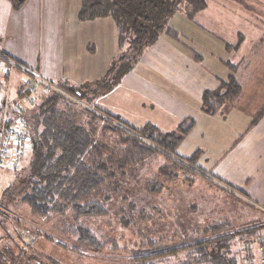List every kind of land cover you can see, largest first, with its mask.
<instances>
[{"label": "rangeland", "instance_id": "obj_1", "mask_svg": "<svg viewBox=\"0 0 264 264\" xmlns=\"http://www.w3.org/2000/svg\"><path fill=\"white\" fill-rule=\"evenodd\" d=\"M207 3L212 7L210 15L194 13L192 20H187L190 26L181 23L179 15L184 13L182 10L175 13L168 24L179 30L190 46L203 56V64L219 77L226 80L234 74L224 63L236 65L235 74L241 92L233 104L221 107L217 118L209 117L206 118L208 121L199 124L178 147L177 153L189 157L192 152L202 149L198 166L206 170L207 178H211L207 175L211 165L219 159L224 160V164L230 155V159L240 158L239 168L230 170L227 178L222 177L223 185L217 183L221 190L201 173L197 176L176 170L175 173H179L176 179L166 180L163 172L169 168L164 165L169 164L160 157L126 168L124 177L116 175L117 180L108 183L110 188L105 187L109 189L106 191L109 213L99 218H85L79 223L107 244L105 248L89 246L66 232L73 224L71 215L56 212L35 214L17 190L5 198L6 189L19 173L1 170L0 264H127L129 257L140 250L138 244L145 233L149 238L156 237V234L186 235V230L197 231L219 224L218 229L232 233L249 227L264 228V222H258L259 218L264 220V65L258 62V50L263 51L264 42L255 51L250 44L264 35V0H207ZM221 9H224L222 19L233 27L229 37L234 35L235 38H228L229 44L235 46L233 51H226L224 45L215 39L223 32L216 17L221 16L216 12ZM202 26L212 33L203 32ZM254 34L258 37L253 38ZM120 54L113 64L117 65ZM256 68L260 70L257 73ZM23 74L26 80L28 75ZM17 84L18 81L14 80L13 86ZM105 84L108 83L103 79L88 85L82 92L86 95L91 90L101 93ZM11 94L13 98L16 91L11 89ZM67 95L75 102L81 101ZM21 100L24 101L25 96ZM42 101L22 103L27 109L22 117L30 122ZM85 101L88 102L86 98ZM242 145H245L244 151ZM187 177L191 180H186ZM155 182L163 183V188L158 193H149L146 186ZM142 216L149 220H140ZM251 241L250 261L254 264L259 255V264H264V236L257 235ZM242 247L245 248L244 244ZM241 253L245 254V251ZM176 259L172 258L168 264H176ZM250 261L247 258L242 260L244 264H250Z\"/></svg>", "mask_w": 264, "mask_h": 264}, {"label": "trees", "instance_id": "obj_2", "mask_svg": "<svg viewBox=\"0 0 264 264\" xmlns=\"http://www.w3.org/2000/svg\"><path fill=\"white\" fill-rule=\"evenodd\" d=\"M8 1L15 10L21 9L26 2ZM206 7L207 0H81V20L110 17L119 29L121 55L118 67L114 64L104 78L108 84L103 91L110 90L129 73L161 36L181 41L179 34L168 24L175 13L182 10L191 18ZM193 58L199 60L202 56L193 52ZM228 65L234 74L221 80L216 90L203 93L204 113L216 114L226 104H233L240 95L236 65ZM63 90L81 100L78 102L85 100V92ZM66 94L44 95L30 122L22 117L27 111L21 109L19 112L18 118L27 124L30 148L16 172L18 177L6 189L5 198L17 190L35 214L71 215L73 224L66 232L89 246L105 248L107 244L79 223L85 218H99L109 213L106 191H109L108 185L117 180L116 175L124 177L126 168L160 157L169 164L164 165L169 168L163 172L166 180L178 176L176 170L205 177L206 170L198 166L201 151L190 157H181L177 153L181 142L193 129V120L183 121L172 133H163L151 124L132 129L117 117L98 109L97 113L90 111ZM186 180L191 179L187 177ZM162 188L163 183L158 182L146 186L149 193H158ZM142 217L140 220H149ZM219 226L186 230V235L156 234L149 238L145 233L138 244L140 250L129 257L127 264H168L175 257L176 264H244L245 258L250 261L251 238L258 235L259 228L249 227L232 233L218 229Z\"/></svg>", "mask_w": 264, "mask_h": 264}, {"label": "crops", "instance_id": "obj_3", "mask_svg": "<svg viewBox=\"0 0 264 264\" xmlns=\"http://www.w3.org/2000/svg\"><path fill=\"white\" fill-rule=\"evenodd\" d=\"M80 10L79 0H26L19 10L13 9L8 0H0V55L17 61L61 89L82 92L88 85L102 81L121 52L119 29L110 17L81 20ZM211 12L212 7L207 3V7L195 15L208 16ZM216 12H220L221 16L216 17L223 32L215 39L224 45L226 51H233L235 46L231 48L228 42V38H235L234 35L229 37L230 28L233 27L222 19L224 9ZM179 16L184 26H190L187 22L192 17L185 13ZM170 27L179 34L181 41L161 36L110 90L96 93L90 89L85 97L88 102L84 100L83 106L92 112L97 113L98 109L117 117L137 130L151 124L163 133H172L178 130L183 121L193 120V129L185 136L181 146L199 124L208 121L206 118H217L215 116L221 110L216 114L203 112L202 96L205 91L216 90L224 79L203 64L201 54V59L193 58V52H198L177 28ZM202 29H205V33H212L206 26H202ZM256 37L258 35L254 34L253 38ZM263 42L264 35H261L250 43L252 50L259 49ZM258 53V62L264 65V49L258 50ZM228 63L232 64L226 62L225 66L229 67ZM7 67L4 64L0 70V109L5 103L8 104L10 119H16L17 111H27L20 93L26 75L13 71L10 78L5 77ZM255 71L260 70L256 68ZM14 80L18 81L15 86ZM11 89L16 91L13 98ZM245 145H242L243 151ZM197 151L202 152V149L192 152L190 156ZM229 157L224 164V160L219 159L211 165L210 172L207 171L208 176H213L208 179L216 185H223L222 177L227 178L230 170L239 168L240 158ZM247 180L249 183L250 178ZM216 187L221 190L219 186ZM262 219L259 218L258 222H264ZM258 235L264 236V228L259 230ZM255 259L258 261H254V264H259V255Z\"/></svg>", "mask_w": 264, "mask_h": 264}, {"label": "built area", "instance_id": "obj_4", "mask_svg": "<svg viewBox=\"0 0 264 264\" xmlns=\"http://www.w3.org/2000/svg\"><path fill=\"white\" fill-rule=\"evenodd\" d=\"M4 64L8 66L5 70V77L10 78L16 69L28 75L21 88V96H25L27 104H33L41 95L52 92L65 94L62 89L44 79L40 74L0 55V70ZM6 92L9 93L8 88ZM66 96L68 95L66 94ZM8 112L9 105L5 103L0 109V171L17 172L29 152V136L26 130V122L18 117L10 119ZM262 262L264 263L263 260Z\"/></svg>", "mask_w": 264, "mask_h": 264}]
</instances>
